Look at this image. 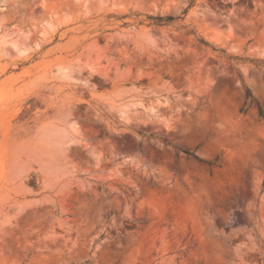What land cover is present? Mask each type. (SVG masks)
Segmentation results:
<instances>
[{
  "label": "rangeland",
  "instance_id": "374dc122",
  "mask_svg": "<svg viewBox=\"0 0 264 264\" xmlns=\"http://www.w3.org/2000/svg\"><path fill=\"white\" fill-rule=\"evenodd\" d=\"M256 100L264 0H0V264H264Z\"/></svg>",
  "mask_w": 264,
  "mask_h": 264
},
{
  "label": "trees",
  "instance_id": "16d2710c",
  "mask_svg": "<svg viewBox=\"0 0 264 264\" xmlns=\"http://www.w3.org/2000/svg\"><path fill=\"white\" fill-rule=\"evenodd\" d=\"M148 19L150 20V24L160 26V25L168 24L174 21L176 18L173 16L148 15ZM198 41L204 46H209V42L201 36H198ZM245 96L247 99H255L253 92L248 87H246L245 89ZM256 104L258 107L259 116L264 117V110L261 103L258 100H256ZM185 152L188 156H191L200 162H206L203 159H201L195 152H191V151H185ZM209 164L212 165L214 163L210 162Z\"/></svg>",
  "mask_w": 264,
  "mask_h": 264
}]
</instances>
